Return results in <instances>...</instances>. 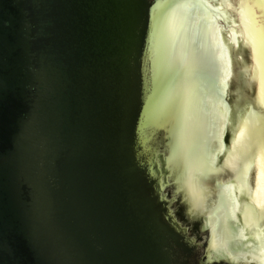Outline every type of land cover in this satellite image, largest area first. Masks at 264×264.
<instances>
[{
	"label": "water",
	"instance_id": "95a60500",
	"mask_svg": "<svg viewBox=\"0 0 264 264\" xmlns=\"http://www.w3.org/2000/svg\"><path fill=\"white\" fill-rule=\"evenodd\" d=\"M0 264H264V0H0Z\"/></svg>",
	"mask_w": 264,
	"mask_h": 264
}]
</instances>
